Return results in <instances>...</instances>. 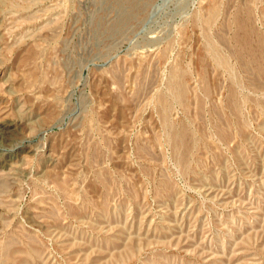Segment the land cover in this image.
<instances>
[{"label":"rangeland","instance_id":"1","mask_svg":"<svg viewBox=\"0 0 264 264\" xmlns=\"http://www.w3.org/2000/svg\"><path fill=\"white\" fill-rule=\"evenodd\" d=\"M263 69L264 0H0V264H264Z\"/></svg>","mask_w":264,"mask_h":264},{"label":"bare ground","instance_id":"2","mask_svg":"<svg viewBox=\"0 0 264 264\" xmlns=\"http://www.w3.org/2000/svg\"><path fill=\"white\" fill-rule=\"evenodd\" d=\"M213 47V46H212ZM216 47V46H215ZM215 47H213V48H211V49H214ZM217 48V47H216ZM216 52H218V50L216 51ZM217 54V53H216ZM219 56V55H218ZM221 59V58H220ZM222 61H220V63H221ZM260 63V62H259ZM226 64H229V63H226ZM242 64V63H241ZM260 66H261V64H260ZM262 68V67H261ZM264 70V69H263ZM262 70V71H263ZM7 122V121H6ZM7 124V123H6ZM2 179V178H1ZM3 180V179H2ZM4 185H5V181H3V182H0V193H1V189L4 187ZM3 190V189H2ZM5 192V191H4ZM2 194V193H1ZM2 196V195H1Z\"/></svg>","mask_w":264,"mask_h":264}]
</instances>
